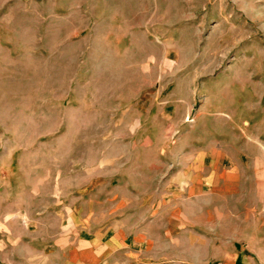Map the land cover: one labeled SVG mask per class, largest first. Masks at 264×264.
I'll return each instance as SVG.
<instances>
[{
	"label": "rangeland",
	"instance_id": "1",
	"mask_svg": "<svg viewBox=\"0 0 264 264\" xmlns=\"http://www.w3.org/2000/svg\"><path fill=\"white\" fill-rule=\"evenodd\" d=\"M206 148L264 159V0H0V264H264L259 200L195 238Z\"/></svg>",
	"mask_w": 264,
	"mask_h": 264
},
{
	"label": "crops",
	"instance_id": "2",
	"mask_svg": "<svg viewBox=\"0 0 264 264\" xmlns=\"http://www.w3.org/2000/svg\"><path fill=\"white\" fill-rule=\"evenodd\" d=\"M210 151L211 150H208L207 148L205 150H198L197 153L193 155L194 160H191L190 163L188 162V165H191L189 173L182 171V175L176 176L177 178L173 180L174 182L177 181L176 183H180V179L185 181L180 184L181 186H176V189L173 190L175 196L176 194H180V198H182L181 200L184 198V200H187L188 202L191 201L193 205L198 207V212L194 214L196 217H194L193 220L195 224L194 229L196 231L194 236L199 244L205 242V237L208 239L213 237L211 233L217 231L221 227L219 221L223 220V223L232 222V217L234 215L231 210L232 201L235 202L234 204L239 205V207L245 206L246 209L249 210V204L247 202H242V200H259V202L255 203V206L257 207V204H259L260 207H263L257 209V213L260 212L264 215V159L262 156H246L245 158L241 156L238 162L234 161L228 165H221L219 162L220 160L215 158V154L212 155L213 151ZM163 187L167 189V186L165 187L163 183V185H160L159 187L160 191ZM184 192H186L188 197L185 196ZM149 200L151 199L149 198ZM237 200L239 201L236 202ZM166 201L162 196L161 201L157 204H153L150 201L151 213L153 209L157 207L161 216L162 210L167 208ZM221 204H223V206H221ZM148 205L149 203L147 199L143 206ZM242 215H244V212ZM244 218L241 221L247 222L248 214L244 215ZM151 223L152 222H148L147 224H144L145 232L152 231L153 224ZM181 226L182 225L179 227ZM163 230L164 234L168 235L169 228L164 226ZM255 230L256 243H254V245L264 248V222L262 221L261 226H258ZM205 232H208V235L205 234ZM214 236V239L220 237L219 234H215ZM224 237L229 241L232 238L231 236L226 235H224ZM152 239L153 237L151 236V233L144 235V241L149 246L152 243ZM243 241L244 242L241 244H244L247 248L253 246V243L249 242V238ZM263 253L264 249L262 253L260 251V254L258 253V255L262 254L263 256ZM249 255L248 251L242 253L243 257H241V262H248L249 258L246 257ZM229 261L232 262L231 259H229ZM256 262L264 263V256L263 259H257Z\"/></svg>",
	"mask_w": 264,
	"mask_h": 264
}]
</instances>
